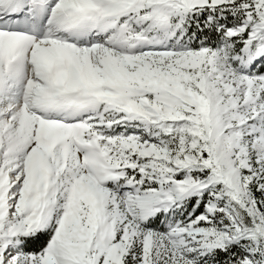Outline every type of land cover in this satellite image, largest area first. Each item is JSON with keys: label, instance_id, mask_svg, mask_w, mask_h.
<instances>
[{"label": "snow or ice", "instance_id": "6c2138e0", "mask_svg": "<svg viewBox=\"0 0 264 264\" xmlns=\"http://www.w3.org/2000/svg\"><path fill=\"white\" fill-rule=\"evenodd\" d=\"M0 264H264V0H0Z\"/></svg>", "mask_w": 264, "mask_h": 264}]
</instances>
